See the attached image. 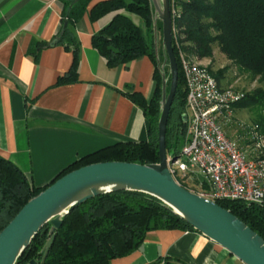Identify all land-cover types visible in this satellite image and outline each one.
I'll return each instance as SVG.
<instances>
[{
  "label": "trees",
  "instance_id": "trees-1",
  "mask_svg": "<svg viewBox=\"0 0 264 264\" xmlns=\"http://www.w3.org/2000/svg\"><path fill=\"white\" fill-rule=\"evenodd\" d=\"M63 24L57 37L49 46L62 43L65 48L76 50V41L69 32V23L78 21L91 0H62ZM122 9L91 37L92 46L103 56L109 67L126 65L147 56L153 63V91L147 99L139 92L129 97L143 111L148 123L147 140L123 141L97 149L70 164L57 177L87 164L104 161H125L139 164L158 162L157 123L161 99V76L156 67L154 44L145 32L153 31V14L150 0H105L94 4L89 19L96 21L104 15ZM133 16L139 18L136 23ZM175 36L188 55L198 60L212 57L216 46L239 71L252 79L264 82V0H183L181 12L175 20ZM161 30V23H157ZM172 32V47L178 66V84L166 125V150L177 156L185 144L187 124L186 88ZM161 50L158 52L159 60ZM226 67L217 72L208 70L220 83ZM168 77V67H165ZM75 59L67 74L56 84L73 80ZM169 78L167 79V89ZM239 108L253 109L256 113L252 124L264 131V88H256L233 104ZM227 134L245 146L242 129L231 124ZM56 177V178H57ZM188 189V186L184 185ZM35 187L24 173L11 161L0 156V231L17 214L29 199L45 189ZM218 205L229 210L249 228L264 239V206L246 204L239 200H217ZM156 229L193 230L189 224L165 207L159 200L141 192L114 191L93 197L81 203L63 218L51 248L42 264H111L115 258L134 252L146 235ZM49 224L44 225L19 257L16 264H26L31 259L38 262L40 250L48 239ZM151 264H160L156 261Z\"/></svg>",
  "mask_w": 264,
  "mask_h": 264
},
{
  "label": "crops",
  "instance_id": "crops-1",
  "mask_svg": "<svg viewBox=\"0 0 264 264\" xmlns=\"http://www.w3.org/2000/svg\"><path fill=\"white\" fill-rule=\"evenodd\" d=\"M69 23L76 50L57 37L62 0H0V156L30 183L43 187L79 158L111 144L145 141L148 123L129 97L153 91L152 61L141 57L109 67L91 37L116 13L96 21L90 8ZM75 59L73 80L56 84ZM244 264L225 248L193 230L156 229L139 247L111 264Z\"/></svg>",
  "mask_w": 264,
  "mask_h": 264
},
{
  "label": "water",
  "instance_id": "water-1",
  "mask_svg": "<svg viewBox=\"0 0 264 264\" xmlns=\"http://www.w3.org/2000/svg\"><path fill=\"white\" fill-rule=\"evenodd\" d=\"M150 3L156 67L161 76L157 123L158 162H96L56 176L45 189L29 199L0 231V264H16L36 234L49 224V237L40 250V261L31 259L26 263L42 264L65 215L86 200L114 191H134L152 196L195 231L225 248L244 264H264V239L260 235L217 202L180 185L169 171L167 159H173L174 156L173 151L166 150L165 135L178 84V66L172 47L169 0H150ZM158 22L161 23L162 62L157 51ZM66 25L67 21H64L61 34ZM166 66L168 77L165 74ZM183 119L186 123V114Z\"/></svg>",
  "mask_w": 264,
  "mask_h": 264
},
{
  "label": "built area",
  "instance_id": "built-area-1",
  "mask_svg": "<svg viewBox=\"0 0 264 264\" xmlns=\"http://www.w3.org/2000/svg\"><path fill=\"white\" fill-rule=\"evenodd\" d=\"M182 1L169 0L174 36ZM175 46L186 88L187 139L178 155L167 159L170 173L180 185L213 202L239 200L264 206V131L233 118V104L244 94L223 87L203 60L188 55L176 36ZM231 124L243 130L245 146L227 134Z\"/></svg>",
  "mask_w": 264,
  "mask_h": 264
},
{
  "label": "rangeland",
  "instance_id": "rangeland-1",
  "mask_svg": "<svg viewBox=\"0 0 264 264\" xmlns=\"http://www.w3.org/2000/svg\"><path fill=\"white\" fill-rule=\"evenodd\" d=\"M133 19L136 23H139V18L133 16ZM145 37L147 40L152 41L154 44V35L153 31L151 34L145 32ZM162 53L161 48V30L157 31V51ZM163 61V53L160 54ZM204 64H207L208 67L211 68L213 72H217L222 70V68L226 67L223 72V78L220 80V84L223 87H232L236 91L245 94L248 92L254 91L256 88L262 87L264 88V82H261L258 78L252 79L249 75L244 72L239 71L236 67L231 65V62L219 51V49L215 46L213 49L212 57L209 59H204L202 61ZM256 113L253 109H245L239 108L234 111L233 118L241 123H245L247 125L252 124V121ZM187 137V133H186Z\"/></svg>",
  "mask_w": 264,
  "mask_h": 264
}]
</instances>
